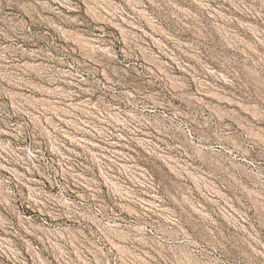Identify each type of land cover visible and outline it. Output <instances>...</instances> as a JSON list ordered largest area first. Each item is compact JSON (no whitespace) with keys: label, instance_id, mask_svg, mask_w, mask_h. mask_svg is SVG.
I'll list each match as a JSON object with an SVG mask.
<instances>
[{"label":"rangeland","instance_id":"1","mask_svg":"<svg viewBox=\"0 0 264 264\" xmlns=\"http://www.w3.org/2000/svg\"><path fill=\"white\" fill-rule=\"evenodd\" d=\"M0 264H264V0H0Z\"/></svg>","mask_w":264,"mask_h":264}]
</instances>
